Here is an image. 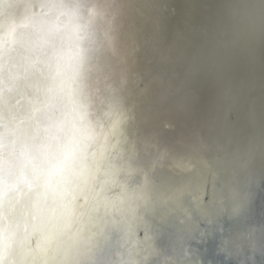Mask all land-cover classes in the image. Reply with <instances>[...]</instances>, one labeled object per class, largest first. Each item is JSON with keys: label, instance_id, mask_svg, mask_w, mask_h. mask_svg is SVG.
I'll return each mask as SVG.
<instances>
[{"label": "bare ground", "instance_id": "6f19581e", "mask_svg": "<svg viewBox=\"0 0 264 264\" xmlns=\"http://www.w3.org/2000/svg\"><path fill=\"white\" fill-rule=\"evenodd\" d=\"M164 3L0 0V148L19 154L13 166L0 157L10 163L0 173L4 264L84 263L106 215L118 224L124 213L130 227L149 209L158 229L183 210L180 194H211L223 160L249 163L264 116V51L251 42L264 48V0H176L166 23ZM197 17L200 29H189ZM167 29L183 40L163 43ZM131 63L144 73L137 81ZM39 201L54 213L25 218ZM61 214L74 215L83 238L59 225ZM159 251L143 232L126 264Z\"/></svg>", "mask_w": 264, "mask_h": 264}, {"label": "water", "instance_id": "95a60500", "mask_svg": "<svg viewBox=\"0 0 264 264\" xmlns=\"http://www.w3.org/2000/svg\"><path fill=\"white\" fill-rule=\"evenodd\" d=\"M164 2L161 5V10L167 14L164 17L166 23L177 17L174 5L176 0L171 3H168V0H164ZM182 19L183 17L180 16L177 18V22L181 23ZM191 23L193 24L186 25L190 27L187 28L200 29L201 20L198 17L195 22ZM4 27L5 25L0 27V35ZM235 37L239 38V35H235ZM161 39L164 40L163 43L167 44L183 40L180 34H173L172 29L170 31L167 29ZM251 40L257 52L264 51L259 38ZM145 60L142 59V61ZM129 68V74L135 81H137V77L144 74L140 70L139 63H131ZM194 80L191 79L189 83L187 80L183 88L191 91L190 83H193ZM256 123L257 126L251 132L249 163L246 167L242 166L239 158L232 160L229 157L223 160L211 194L199 202H196L188 193L180 194L179 199L182 202L183 210L174 211L173 216L171 215L158 229L148 225L151 220L146 219V216L151 215L149 209L142 212L145 217L143 220L130 227L120 225L121 222L128 220V215L120 213L114 216L118 224H110L108 220L110 216L106 215L92 259L80 264H126L129 245L138 242L143 232L156 242V246L158 245L160 250L157 254L147 257L150 264H182L195 255L199 256L201 264H264V129H262L264 116L257 117ZM249 127H251L250 122L247 121L243 128L244 132L250 131ZM0 142L3 143V147L6 146L7 136L2 137L1 135ZM238 144L242 148L247 147L246 135L241 136ZM2 149L0 148V157L8 155L6 159L10 162L9 158H12L11 165L13 166L19 154L15 153L10 157L12 150L8 145ZM218 149L222 150L223 145L219 144ZM9 168L10 163L8 165L0 160V173L3 170H9ZM67 199L64 197V206H59V213L65 209ZM116 203H114V207ZM35 208L36 211L34 208L26 211L25 218L46 212L54 213L46 210V206L41 201L35 205ZM170 210L164 211L167 212L166 215H170L168 212ZM73 216L61 214L59 221L62 222L59 225L63 224V228L66 226L65 230L68 229L67 226H71L74 221ZM45 219L43 218L42 222ZM1 223L0 219L2 228ZM44 229H47V225H44ZM22 233L24 234V231ZM72 233L76 240L83 238L81 236L83 232L78 224L77 226L73 225ZM31 237L32 235H30ZM3 253L5 252L0 248V264H4Z\"/></svg>", "mask_w": 264, "mask_h": 264}]
</instances>
